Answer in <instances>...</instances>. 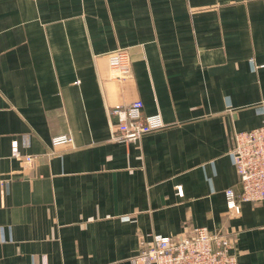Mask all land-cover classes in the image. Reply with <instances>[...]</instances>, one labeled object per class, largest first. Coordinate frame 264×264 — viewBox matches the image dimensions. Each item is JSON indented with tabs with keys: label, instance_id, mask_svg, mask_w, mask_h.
Here are the masks:
<instances>
[{
	"label": "crops",
	"instance_id": "0c3cea01",
	"mask_svg": "<svg viewBox=\"0 0 264 264\" xmlns=\"http://www.w3.org/2000/svg\"><path fill=\"white\" fill-rule=\"evenodd\" d=\"M135 100L167 127L112 141ZM263 124L264 0H0V264H133L192 227L264 264V201L226 196L235 132Z\"/></svg>",
	"mask_w": 264,
	"mask_h": 264
},
{
	"label": "built area",
	"instance_id": "2783aa9c",
	"mask_svg": "<svg viewBox=\"0 0 264 264\" xmlns=\"http://www.w3.org/2000/svg\"><path fill=\"white\" fill-rule=\"evenodd\" d=\"M113 71L112 78L117 81L133 80L129 75L130 53L127 49L116 50L103 55ZM142 100L116 106L109 115L117 118L113 127L112 141L138 142L146 134L167 127L160 115L146 116ZM71 142L69 136L53 138V146L59 147ZM13 156L19 157L17 147ZM234 166L239 175L237 192L227 191L228 208L240 212V202L264 201V124L248 131H237L229 149ZM23 171L35 169L36 157L25 156L22 160ZM236 240L221 232H210L206 227L187 228L179 236L153 234L133 257V264H241L237 259Z\"/></svg>",
	"mask_w": 264,
	"mask_h": 264
},
{
	"label": "rangeland",
	"instance_id": "374dc122",
	"mask_svg": "<svg viewBox=\"0 0 264 264\" xmlns=\"http://www.w3.org/2000/svg\"><path fill=\"white\" fill-rule=\"evenodd\" d=\"M108 53H111V52H108ZM109 62V61H108ZM110 65V64H109ZM111 68V67H110ZM112 70V69H111ZM112 73H113V71H112Z\"/></svg>",
	"mask_w": 264,
	"mask_h": 264
}]
</instances>
